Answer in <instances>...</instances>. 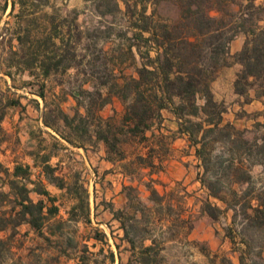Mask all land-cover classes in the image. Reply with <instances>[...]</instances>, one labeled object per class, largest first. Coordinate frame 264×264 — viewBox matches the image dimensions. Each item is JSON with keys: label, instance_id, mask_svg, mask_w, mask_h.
Segmentation results:
<instances>
[{"label": "trees", "instance_id": "16d2710c", "mask_svg": "<svg viewBox=\"0 0 264 264\" xmlns=\"http://www.w3.org/2000/svg\"><path fill=\"white\" fill-rule=\"evenodd\" d=\"M9 1L11 12L16 4L19 5L17 16L20 18L24 16L25 9L36 10L49 3V0ZM121 1L133 29L132 35L127 37L128 49L136 47L140 56L146 57V61L136 68L135 75L124 77L121 83L106 84V93L99 107L113 95L126 99L128 103L121 118L115 121L112 116L101 117L94 112L93 104L102 94L78 88L64 92L61 98V101H65L71 96L75 100L77 107L73 114L65 112L61 101L57 102L41 114L42 125L55 133L52 134L54 138L58 136L75 146L86 148L89 145L94 148L98 142H102L106 159L122 161L125 154L118 145L121 137L145 140L151 122L157 120L160 123L161 109L169 107L180 119L177 132L186 135L199 160L197 180L206 190V198L201 201L200 210L210 218L217 219L232 209L235 220L238 209H241L245 216L242 220L245 227H263L264 192L251 198L253 191L250 188L239 193L232 184L248 181V167L264 163V138L262 143L250 141L242 136L243 130L231 122H224L227 107L224 102L214 99L210 89V82L218 66L227 64L226 58L230 56L241 65L234 79V91L245 96L246 102L250 100L249 92L252 88L256 97L264 95V84L260 93L254 88L257 80L264 81V26L259 24L258 19H253V10L262 9L263 6L256 4V0ZM161 2L174 5L177 12L175 18L161 17L157 11ZM115 5L118 6V0H115ZM7 6L8 0H5L2 9L5 10ZM212 9L219 12L217 17L210 14ZM53 28H57L55 24ZM25 29L23 34L16 36L19 44L28 39V29ZM239 34L244 35L243 45L239 51L231 54L230 43ZM52 37L58 39L57 47ZM71 37L68 28L65 35L55 33L37 39L29 50L12 52L13 55L7 58L8 67L13 66L17 72L27 67L34 69L32 73L36 71V76L42 79L36 93L45 100V79L51 71H65L71 67ZM151 51L154 52L153 56L150 55ZM3 72L12 77L10 70ZM199 99L201 103H198ZM9 106H21V102L14 98L4 101L0 98V134L1 122ZM80 106L83 112L79 111ZM256 124L264 125L259 121ZM215 146L220 147L218 152H215ZM44 150L28 152L31 164L15 161L12 168H9L0 160V233H5L0 236V253L21 225L28 227L26 234L31 231L47 241H51V236L58 239L64 234L62 222L49 224V220L58 214L59 207L56 204L57 198L47 189L48 184L78 195L77 202L69 210V220L81 214L86 223L90 222L87 189L84 188L83 195H79V188L75 184H65L62 176L56 173L57 166L50 162L52 153ZM155 152L149 149L146 154L137 155L135 161L123 162L122 171L132 177L137 172L136 167H130L134 163L147 168L149 174L159 171L162 166L160 161L154 162ZM33 168L37 169L36 174L32 172ZM152 181L149 178L145 183L149 191L146 202L139 196L137 185L123 184L125 204L115 208L112 203H106L122 229L121 240L128 245L130 254L125 264H162L160 253L163 246L152 234L156 221L161 224L165 215L173 216L167 224L170 229L189 222L187 218H180L179 213L166 202L164 194L152 186ZM32 193L38 198L34 199ZM252 200H256V203H252ZM190 228L191 225L188 226ZM239 235H242L240 242L244 245L239 263L255 264L254 261L244 262V258L251 254V245L242 231ZM89 238L108 245L106 234L97 228L92 229ZM67 240L72 243L70 236ZM146 240L148 243H145ZM115 246L119 249L120 245L116 243ZM107 259L110 264L114 263L113 250H108ZM223 260L232 264L227 259ZM84 263V257L79 256L78 264ZM118 264H123L121 259Z\"/></svg>", "mask_w": 264, "mask_h": 264}, {"label": "rangeland", "instance_id": "374dc122", "mask_svg": "<svg viewBox=\"0 0 264 264\" xmlns=\"http://www.w3.org/2000/svg\"><path fill=\"white\" fill-rule=\"evenodd\" d=\"M4 2L5 0H0V98L3 101L7 98L18 99L21 106H9L5 110L1 122L0 160L12 168L15 161L31 164L32 159L28 153L31 150L44 148V151H50L52 153L50 162L57 166L56 173L62 176L65 184H75L79 188V195H83L84 188L87 189L90 222L86 223L81 214L72 220L68 219L69 210L77 202L76 193L70 194L50 187V192L57 198L59 212L49 220V224L62 222L64 234L58 239L51 236V241H47L31 231L26 234L28 227L21 225L7 247L1 251L0 264H78L79 256L84 257V264H110L107 252L112 242H118L120 245L119 250L112 248L116 253L113 264H118L119 259L125 264L130 254L127 250L128 245L119 239L118 223L111 222L110 214L104 212V207L107 202L112 203L115 208L123 204L124 197L120 200L116 195L124 181L126 184L137 181L138 194L146 202L147 197L144 196L146 193L149 194L145 186L149 179L147 168L133 162L130 167H136L137 172L133 173L132 179L124 180L118 170L122 163L108 166L103 159L104 151L100 145L83 150L58 136L54 138L52 134L55 133L42 125L40 117L46 108L61 101L64 92L80 88L102 94L93 104L94 112L103 118L112 116L115 121L121 118L128 100L113 95L115 99L111 98L102 107H99V104L105 96L106 84L121 83L124 77L135 75L136 68L146 61V57H141L136 47L128 49L127 37L133 33L129 14L126 13L121 0H118V6L115 5V0H49L47 5L36 10L25 9L24 16L20 18L17 16L20 11L19 5L16 4L11 12V4H8L5 10L2 9ZM255 3L261 4L263 8L253 10V19H258L259 24L264 26V0H256ZM157 11L162 18H175L177 13L170 2H161L157 6ZM147 12H150V8ZM210 14L217 17L219 12L212 9ZM53 24L57 28L54 29ZM25 28L28 29V39L19 44L16 36L23 34ZM68 28L72 34L69 49L71 54L73 53L69 56L71 67L65 71H51L45 79L44 100L36 93L38 85L42 83V79L36 76V71H33L34 74L31 71L34 69L27 67L24 71L17 72L13 66L8 67L7 58L13 55L14 51L22 53L29 50L37 39L53 36L55 33L65 35ZM237 37L244 41L243 34ZM52 38L57 47L58 39ZM150 55L153 56L154 52L151 51ZM226 59L228 63L231 61L230 56ZM228 63L218 66L210 82L211 91L213 86L215 89V93L212 92L214 99L224 102L227 107L224 122H231L243 130L244 138L262 143L264 125L256 123L259 121L264 124V95L258 97L262 102L261 109L254 104L245 106V96L242 97L244 104H241L239 97L234 95L229 86L231 78L235 79L240 67H230ZM5 70H10L12 77L6 75L3 72ZM262 84L264 81L260 79L255 82L254 88L259 93L263 90ZM201 102L199 99L198 103ZM60 104L69 114H73L77 107L71 96ZM78 109L83 112L81 106ZM155 122L157 120L151 122L150 129L146 131L145 140L121 137L118 145L125 154L122 162L135 161L137 155H144L149 149H154L156 152L153 154V160L161 162L162 168L159 171L164 170L165 161L172 155L170 146L178 134L165 130L166 132L154 135L152 132L155 129ZM191 147L189 145V149H192ZM215 147V152H218L220 147ZM185 155L186 161L182 164L186 170L185 176L180 180L166 181L163 185L157 186V190L164 194L166 202L172 205L180 218L189 220L188 225L179 224L178 227L172 226L171 229L167 224L172 221L173 216L165 215L162 225L156 221L157 225L152 234L163 246L160 253L163 257L162 264H228L223 258L231 262L230 252L233 251L238 255L239 261V255L244 247L240 242L243 238L239 235L241 231L251 245V254H246L244 262L264 264V226L245 227L242 223L245 216L241 209H238L235 220L232 209L217 219L203 213L200 204L206 198V190L197 180V172L200 169L195 165L192 154L187 152ZM248 170L250 179L234 182L232 186L239 193L250 188L253 191L252 198L264 192V163H255L248 167ZM32 172L36 174L37 169L33 168ZM151 184L154 186V183ZM32 196L34 199L38 198L34 193ZM251 202L256 203V200ZM164 213L167 214L165 210ZM94 228L106 234L108 245L89 238ZM4 235L5 233H0V236ZM69 236L72 243H68ZM56 240L60 242L57 243ZM93 243L95 245H92ZM224 243L227 247H222ZM259 253L261 256H258Z\"/></svg>", "mask_w": 264, "mask_h": 264}, {"label": "crops", "instance_id": "0c3cea01", "mask_svg": "<svg viewBox=\"0 0 264 264\" xmlns=\"http://www.w3.org/2000/svg\"><path fill=\"white\" fill-rule=\"evenodd\" d=\"M8 4L10 5L11 2L8 0ZM243 45V39L241 37H235L231 43H230V53L233 54L237 51H239L241 49ZM228 65H230V67L232 66H238V67H241V65L235 61H233V58L231 57V61L228 63ZM214 82V81H213ZM212 82V83H213ZM230 89L231 91L234 93V95L238 96L239 97V101L241 102V104L243 103V96L242 95H239L237 94L235 91H234V77L231 78V81H230ZM212 92L215 93V89H214V86L212 88ZM250 100L248 102H246L245 106L247 105H256V107H259L258 109H261L260 108V105H262L261 101L259 100L258 97L255 96V93L254 91H251L250 94ZM113 99H115L116 97H111ZM222 97H219V99H221ZM244 104V103H243ZM262 107V106H261ZM227 114V113H226ZM161 115H162V120L160 123L158 122H155V129L153 130V134L156 135L157 133L159 132H166L165 130L167 131H172V132H176L178 134V137L175 138L173 141H172V144L170 146V151H171V154L169 159H167L165 161V164L166 166L164 167V170L163 171H158V172H152L151 174H149L148 172V169L147 170V174H148V177L149 178H152V183H154V187L156 189L157 186H159L160 184H164L166 183V181H173V180H180L181 178H183L185 176V173H186V170L184 169V166L182 165L186 159H185V154L187 152H189V154L194 158V161H195V165H197L199 163V160L198 158L194 155V149L193 147H191L192 149H189V141L187 140V137L185 134H179L177 132L178 130V127H179V118H177V116L172 112V110L169 108V107H166V108H163L161 109ZM223 120L225 121V116H223ZM232 121V120H231ZM98 145H100L102 148H103V151H104V144L102 142H98ZM82 148L83 150H87L88 148H91V146L89 145H86V148H83V147H80ZM103 159L106 163H108V166H113V165H119V163H123L122 161H119V160H108L106 159L105 157V152L103 154ZM32 163V162H31ZM30 164V163H29ZM121 165L120 164L118 166V170H119V175L122 179L126 180V179H132L131 176H128L126 174H124V172L122 171V168H121ZM131 184L133 185H137L138 182H130ZM123 184H126V182L124 181ZM122 184V185H123ZM50 187H55L57 188L56 186L52 185V184H48L47 185V189L49 190ZM59 191H65L64 189H59L57 188ZM50 191V190H49ZM117 193V192H116ZM35 194V193H34ZM118 195H116V197L118 199H122L124 197L125 201H126V197L124 195V192L122 191V186L121 188L118 190ZM32 196V194H31ZM148 196V193L145 194L144 197H147ZM33 197V196H32ZM125 201L123 202V204L120 207H122L124 204H125ZM107 211L109 214H110V219H111V222H117V220H115L113 217H112V213L109 211V209L105 206L104 207V212ZM117 231L119 232V239L121 240V236H122V229L119 228V224H117ZM122 242H125L123 240H121ZM118 243V242H112L111 246H110V249L112 250V248H116L115 244ZM210 243H213V241H210ZM226 243H224V245H222V247H227L225 245ZM212 245V244H211ZM213 247V246H212ZM120 248V246H119ZM116 250H119V249H116ZM115 253V252H114ZM115 257H116V253H115ZM230 258H231V263L232 264H239V261H238V255H236V253L233 251V252H230Z\"/></svg>", "mask_w": 264, "mask_h": 264}]
</instances>
